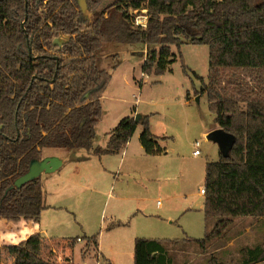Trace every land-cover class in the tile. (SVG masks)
I'll use <instances>...</instances> for the list:
<instances>
[{"label":"trees","instance_id":"16d2710c","mask_svg":"<svg viewBox=\"0 0 264 264\" xmlns=\"http://www.w3.org/2000/svg\"><path fill=\"white\" fill-rule=\"evenodd\" d=\"M0 0V219L38 222L46 209L43 181L16 186L45 149L84 150L89 156L119 153L142 126L147 154L162 153L150 117H124L94 146L111 74L99 69L105 44L158 46L148 51L144 75H162L175 61L173 47H209L206 93L215 124L234 136L228 152L205 168L207 222L216 221L203 250L225 237L234 220L264 219V0ZM146 8V29L130 10ZM65 37L60 47L56 40ZM31 50V56H30ZM204 82V79L198 77ZM120 225V223H119ZM97 246V236L88 238ZM135 264H171L163 241L136 239ZM264 262V243L241 251V264ZM0 264L2 251L0 248ZM209 264H221L214 256Z\"/></svg>","mask_w":264,"mask_h":264},{"label":"rangeland","instance_id":"374dc122","mask_svg":"<svg viewBox=\"0 0 264 264\" xmlns=\"http://www.w3.org/2000/svg\"><path fill=\"white\" fill-rule=\"evenodd\" d=\"M114 1L105 0L97 10H104ZM79 5L84 8L85 15L91 17L87 1L79 0ZM130 14L134 15V10H130ZM61 39L60 44L66 40ZM154 48L159 49L158 46L136 43L105 44L95 55L97 67L108 71L112 77L102 97L103 116L96 127L94 146L103 145L105 134L114 128V119L134 113L137 99L140 100L137 105L139 113L149 116L152 129L166 138L162 145L168 153L150 163L151 182H147V174L142 177L135 173L123 178L126 184L142 187L138 186L140 192L134 195L141 201L142 212L137 209V213L125 222L126 227L110 233V229L117 228L120 223L112 216H122L108 192L98 196L92 189L77 190L67 180L64 184L59 183L63 189L57 191L56 188L54 193L58 205L69 210L75 207L77 214L69 215L75 224L85 225L90 235H96L98 239L102 234L107 246L120 242V264H135V242L139 238L182 241L186 237L198 240L205 237L204 197L200 193L205 182L203 167L207 161H218L222 152L215 142L200 134L216 127L207 94L202 93L204 84L208 83L209 47L194 44H185L179 50L173 47L175 61L169 70L162 75H142L143 62L148 51ZM197 141L201 143L199 157L193 155ZM73 165L67 160L63 170ZM88 202L91 203V213L83 212V209L87 210ZM243 218L237 219L242 223L228 232L230 238L238 236L232 247L226 250L217 251V245H208L203 250L194 243L168 245L174 264H209L212 256L221 264H239L242 249L264 243V219ZM95 252V246L88 243L84 256L94 255L96 264H106ZM139 261L143 263L141 256ZM17 264L36 262L18 261Z\"/></svg>","mask_w":264,"mask_h":264},{"label":"crops","instance_id":"0c3cea01","mask_svg":"<svg viewBox=\"0 0 264 264\" xmlns=\"http://www.w3.org/2000/svg\"><path fill=\"white\" fill-rule=\"evenodd\" d=\"M142 75L144 74L142 73ZM139 103L140 100L137 99L134 104V109L132 107L134 113H131L129 116H146V114L139 113L137 108ZM121 118L123 119V117H118L113 120L114 128ZM218 128L219 127L216 126L211 130H203L200 134L208 139L209 133ZM142 129V126L139 125L127 145L117 154L95 157L89 156L84 150L45 149L42 152V159L39 162L45 167V169L41 171L40 176L43 181L46 209L41 213L38 222L26 220L10 222L0 219L2 264H17L18 261L29 262L33 260L36 264H92L91 262L96 264L94 255L84 256V250L88 243L93 245L92 242L88 241V238H92L96 235H90L85 225L80 227L71 220L69 215L72 216L75 213L77 214L75 207L69 210L66 207L58 205L54 197L55 190L56 188L57 191L63 189L62 186H59V183L63 182L64 184L69 180L73 184V188L77 190L92 189L98 196H104L103 193L106 194V192H108V197L114 199L112 200L114 201V206L118 208L117 212H120L122 216H112V219H116L120 222V225H118L117 228L110 229V233L126 227L125 222L137 212H142L141 210L144 208L140 209L141 201L134 196L136 193L140 192V190L137 189L139 185L133 184L131 186L130 184H126L123 178L135 173L142 177H145L143 174H147L146 180L147 182H151L152 180L150 179L149 173L151 161L154 158L168 153L167 149L162 145V141H160V147L163 149V152L158 154H147L140 142ZM151 131L157 137L165 138L162 137L158 131L152 129V127ZM109 133L105 134L103 145H100L102 148L107 147L109 137L106 135ZM199 156H201V154ZM67 160L72 161L74 165L72 168H68L64 171L63 168ZM206 163L203 167L204 175ZM44 174L46 176L43 177ZM107 188L108 191H105ZM116 188H118V192H116ZM139 188L142 187L139 186ZM201 195L204 197L205 206V195ZM90 205L91 203L88 202V205L85 206L87 210L85 211L83 209V212L91 213L92 209ZM65 208L66 211L64 212L63 209ZM237 219L234 220L230 231L231 229L237 228L238 226L236 225L242 223L237 222ZM215 223L216 221L210 220L207 222L205 219L206 232L211 230ZM229 235L221 239L213 240L209 245H217V251L226 250L235 243L238 236L236 235L230 238ZM100 236L102 237V234ZM101 237H99V239L97 237L98 245H93L95 246V253H97L98 258L103 259L106 264H120V260H118L122 254V248L119 246L121 245L120 242L115 241L111 246H107L103 243ZM187 239L190 240L192 238L186 237L182 241L161 240L167 249V255L172 262L171 264H174V260L167 246L193 243ZM222 241H224V243H222ZM239 264H241V260H239Z\"/></svg>","mask_w":264,"mask_h":264},{"label":"water","instance_id":"95a60500","mask_svg":"<svg viewBox=\"0 0 264 264\" xmlns=\"http://www.w3.org/2000/svg\"><path fill=\"white\" fill-rule=\"evenodd\" d=\"M83 1L85 2L86 0H83ZM80 8L84 12L83 10L84 8L81 6ZM59 40H62V39L61 38L57 39L56 44H58L61 47L65 40L61 44L59 43ZM30 56H31V50H30ZM139 119H140V116H136V120L138 121ZM208 140L215 142L220 147L222 152H228V150L232 147L234 143V136L231 134H228L223 129L218 128L209 133ZM43 169H45V167L40 162L33 163L31 166L30 172L24 177L20 178L16 182V186L20 187L24 183L29 181L30 179L40 176V173Z\"/></svg>","mask_w":264,"mask_h":264},{"label":"built area","instance_id":"2783aa9c","mask_svg":"<svg viewBox=\"0 0 264 264\" xmlns=\"http://www.w3.org/2000/svg\"><path fill=\"white\" fill-rule=\"evenodd\" d=\"M139 10H142V12H140ZM139 10H134V25L136 27H139V28H142V29H146L147 26H148V12H147V9L146 8H142V9H139ZM200 142L197 141L195 142V148L196 150L194 151V155L195 156H199L201 153H200ZM201 194L205 195V189L202 188L201 189Z\"/></svg>","mask_w":264,"mask_h":264}]
</instances>
